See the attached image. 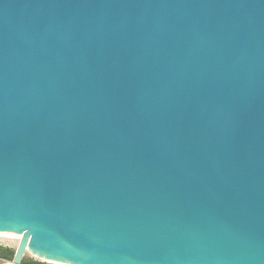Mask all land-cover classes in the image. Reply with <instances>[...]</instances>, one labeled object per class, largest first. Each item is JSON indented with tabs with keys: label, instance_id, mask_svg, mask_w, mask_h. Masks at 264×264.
Listing matches in <instances>:
<instances>
[{
	"label": "water",
	"instance_id": "95a60500",
	"mask_svg": "<svg viewBox=\"0 0 264 264\" xmlns=\"http://www.w3.org/2000/svg\"><path fill=\"white\" fill-rule=\"evenodd\" d=\"M0 233L264 264V0H0Z\"/></svg>",
	"mask_w": 264,
	"mask_h": 264
},
{
	"label": "rangeland",
	"instance_id": "374dc122",
	"mask_svg": "<svg viewBox=\"0 0 264 264\" xmlns=\"http://www.w3.org/2000/svg\"><path fill=\"white\" fill-rule=\"evenodd\" d=\"M20 242V238L13 237H0V248H11L12 250H16ZM37 261V262H45L30 253H27L23 259V261ZM51 264V263H48Z\"/></svg>",
	"mask_w": 264,
	"mask_h": 264
},
{
	"label": "trees",
	"instance_id": "16d2710c",
	"mask_svg": "<svg viewBox=\"0 0 264 264\" xmlns=\"http://www.w3.org/2000/svg\"><path fill=\"white\" fill-rule=\"evenodd\" d=\"M14 255H15V252H10V253L0 252V260L3 259V260H8V261L12 262ZM22 264H48V263L29 260V261H23Z\"/></svg>",
	"mask_w": 264,
	"mask_h": 264
},
{
	"label": "crops",
	"instance_id": "0c3cea01",
	"mask_svg": "<svg viewBox=\"0 0 264 264\" xmlns=\"http://www.w3.org/2000/svg\"><path fill=\"white\" fill-rule=\"evenodd\" d=\"M16 250H12L11 248H0V252L2 253H10V252H15ZM1 261H8V260H1Z\"/></svg>",
	"mask_w": 264,
	"mask_h": 264
},
{
	"label": "bare ground",
	"instance_id": "6f19581e",
	"mask_svg": "<svg viewBox=\"0 0 264 264\" xmlns=\"http://www.w3.org/2000/svg\"><path fill=\"white\" fill-rule=\"evenodd\" d=\"M0 237H13V238H21L20 236H14V235H10V234H5V233H0ZM46 262H50V261H46ZM51 263V262H50ZM53 263V262H52Z\"/></svg>",
	"mask_w": 264,
	"mask_h": 264
},
{
	"label": "built area",
	"instance_id": "2783aa9c",
	"mask_svg": "<svg viewBox=\"0 0 264 264\" xmlns=\"http://www.w3.org/2000/svg\"><path fill=\"white\" fill-rule=\"evenodd\" d=\"M0 264H12V262H10V261H1L0 260Z\"/></svg>",
	"mask_w": 264,
	"mask_h": 264
}]
</instances>
